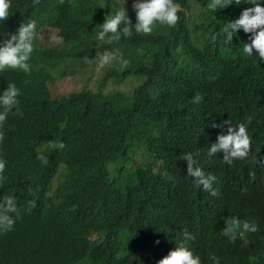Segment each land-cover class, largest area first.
<instances>
[{
  "label": "trees",
  "instance_id": "obj_1",
  "mask_svg": "<svg viewBox=\"0 0 264 264\" xmlns=\"http://www.w3.org/2000/svg\"><path fill=\"white\" fill-rule=\"evenodd\" d=\"M174 2L181 9L175 27L157 23L151 35L133 29L130 38L109 42L96 35L112 0H12L0 43L29 19L40 35L48 29L64 42L45 47L38 39L30 73L0 72V94L15 83L23 112L9 114L0 143L7 161L0 197L14 196L20 211L13 230L0 233V264H158L185 229L202 264H214L213 257L219 264H264V60L255 50L243 53L250 34L241 29L225 43L222 32L253 5L233 0L212 12L210 0ZM123 6L134 25L132 8L120 2L116 10ZM102 43L131 51L123 57L127 68L114 62L97 92L73 91L71 60L93 55ZM128 78L141 81L131 93L101 90L108 79ZM197 92L203 100L193 103ZM229 120L246 123L252 139L248 158L231 165L222 153L208 156L227 133L211 125ZM187 152L216 177V196L187 175V161L178 159ZM37 154L48 157L47 166ZM230 216L257 222L247 244L222 235Z\"/></svg>",
  "mask_w": 264,
  "mask_h": 264
},
{
  "label": "clouds",
  "instance_id": "obj_2",
  "mask_svg": "<svg viewBox=\"0 0 264 264\" xmlns=\"http://www.w3.org/2000/svg\"><path fill=\"white\" fill-rule=\"evenodd\" d=\"M234 2L237 5L246 2L253 6L244 8L238 19L229 21L226 27L222 29L224 42L231 43L233 35L242 29L244 33L250 34V43L243 44V53L251 57L253 56V50H255L260 60H264V6L261 5L260 0H234ZM32 3L33 5H38L40 0H32ZM232 3L233 0H210L207 8L212 12H216L218 9H224ZM11 8L12 0H0V22H6L9 19ZM132 8L136 13V23L134 25L126 8L123 6L119 10L111 11L105 17L104 22L99 25L100 31L97 33L96 39L103 41L107 38L109 42H119L122 37L130 38L133 35V29L137 34L151 35L157 23L175 27L180 20L178 12L181 9L174 0H134ZM42 32L41 35L37 32V20L29 19L23 21L14 33H6L5 36H10V38H5L0 43V72L6 69H19L24 73H30L31 65L29 60L35 50V41L40 39L39 42L43 46L50 47L42 42ZM215 38L213 36V39ZM52 41L57 45H62L64 38L62 36H54ZM58 48H61V46ZM113 62H118L122 68H127L129 64V61L124 59L118 50L97 52L94 59L88 60L89 64H97V70L111 65ZM19 96L20 89L12 82L8 83L7 88L0 94V143H3L6 138L3 128L9 114L23 116V112L20 109ZM202 100L203 96L199 92L192 98L193 103H200ZM250 121L251 117H249ZM211 126L213 128L227 127V133L219 134L216 142L210 145L209 157L222 153L223 162L228 165H231L235 160L248 158L252 139L248 133L246 123L242 122L238 125H233L229 120L221 124L213 123ZM49 143L53 148L63 149L65 147L62 141H50ZM36 159L40 160L44 166H47V156L37 154ZM178 159L187 161V175L193 178V183L196 187L202 186L203 190L209 192L212 196L218 194L213 188L216 177L210 173L206 174L198 166L193 153H184ZM6 163L5 159L0 158V184L7 180L4 175ZM242 191L246 192L247 188H243ZM29 204L31 208L35 207L34 201H30ZM19 217L20 211L15 197L12 195L0 197V233L12 231ZM258 231L259 226L255 220H241L237 216H230L225 220L222 235L231 242L241 239L247 244L246 234ZM192 240H195V236L185 229L182 242L176 244L175 249L169 251L167 255L158 261V264H202L200 256L194 254L188 246V241ZM213 261L214 264H219V258L213 257Z\"/></svg>",
  "mask_w": 264,
  "mask_h": 264
},
{
  "label": "rangeland",
  "instance_id": "obj_3",
  "mask_svg": "<svg viewBox=\"0 0 264 264\" xmlns=\"http://www.w3.org/2000/svg\"><path fill=\"white\" fill-rule=\"evenodd\" d=\"M113 4H105V7L111 12L116 11L117 5L122 2L125 6L132 8V4L134 0H112ZM133 9V8H132ZM47 31L43 30L42 32V42L50 47H59V45L55 44L52 41V37L55 36V32L46 29ZM104 44H99L93 47V55L85 54L83 57H77L71 60V63L68 66L69 74L71 73L70 77V86L73 91H79L83 88H89L93 92H97L98 88H100V79L106 70V68L110 65L105 66L103 69L97 70V64L92 63L89 64V59H94L96 57L97 52H103ZM66 52V50H65ZM131 51L125 50L120 51L119 53L127 58ZM114 64V62L112 63ZM68 74V75H69ZM140 80L134 78H128L122 81H115L112 79H108L105 86L101 88V90L105 94H110L116 91H120L123 93H131L133 88L140 84ZM140 152L136 153V159H140Z\"/></svg>",
  "mask_w": 264,
  "mask_h": 264
}]
</instances>
